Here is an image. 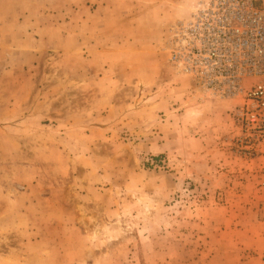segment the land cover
Returning a JSON list of instances; mask_svg holds the SVG:
<instances>
[{
    "label": "rangeland",
    "instance_id": "374dc122",
    "mask_svg": "<svg viewBox=\"0 0 264 264\" xmlns=\"http://www.w3.org/2000/svg\"><path fill=\"white\" fill-rule=\"evenodd\" d=\"M194 2L0 0V264H264V146L169 60Z\"/></svg>",
    "mask_w": 264,
    "mask_h": 264
},
{
    "label": "built area",
    "instance_id": "2783aa9c",
    "mask_svg": "<svg viewBox=\"0 0 264 264\" xmlns=\"http://www.w3.org/2000/svg\"><path fill=\"white\" fill-rule=\"evenodd\" d=\"M169 60L196 88L237 100L239 145L264 146V0H195L174 28Z\"/></svg>",
    "mask_w": 264,
    "mask_h": 264
},
{
    "label": "crops",
    "instance_id": "0c3cea01",
    "mask_svg": "<svg viewBox=\"0 0 264 264\" xmlns=\"http://www.w3.org/2000/svg\"><path fill=\"white\" fill-rule=\"evenodd\" d=\"M193 120V119H192ZM201 122V121H200ZM190 123H192V121L190 120ZM189 130H191L192 132H194V133H196V134H198L199 133V135H193V138L191 139V138H189V145H194V144H200L201 145V147H204L203 146V143H205L206 145H207V143L205 142V137H206V132H208V124L207 123H202L201 122V126H200V124H190L189 125ZM195 137V138H194ZM193 140H196L195 142L196 143H194V141ZM194 156H196L195 155V153L194 152H192L191 151V149H189V159L191 158V157H194Z\"/></svg>",
    "mask_w": 264,
    "mask_h": 264
},
{
    "label": "bare ground",
    "instance_id": "6f19581e",
    "mask_svg": "<svg viewBox=\"0 0 264 264\" xmlns=\"http://www.w3.org/2000/svg\"><path fill=\"white\" fill-rule=\"evenodd\" d=\"M191 11H193V8H192V10ZM191 13V12H190Z\"/></svg>",
    "mask_w": 264,
    "mask_h": 264
}]
</instances>
